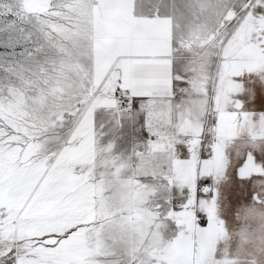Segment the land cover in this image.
Segmentation results:
<instances>
[{
	"label": "snow or ice",
	"instance_id": "1",
	"mask_svg": "<svg viewBox=\"0 0 264 264\" xmlns=\"http://www.w3.org/2000/svg\"><path fill=\"white\" fill-rule=\"evenodd\" d=\"M0 264H264V0H0Z\"/></svg>",
	"mask_w": 264,
	"mask_h": 264
}]
</instances>
